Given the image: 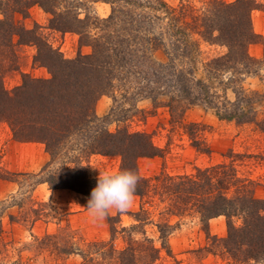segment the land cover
<instances>
[{"label": "trees", "instance_id": "16d2710c", "mask_svg": "<svg viewBox=\"0 0 264 264\" xmlns=\"http://www.w3.org/2000/svg\"><path fill=\"white\" fill-rule=\"evenodd\" d=\"M89 2L109 4L110 16L99 18L86 8ZM34 7L51 16V29L77 34L80 45L90 47L91 53L66 59L39 26L21 24L20 17L29 18ZM258 8V0H203L200 9L189 0L180 7L165 0H0V123L10 127L15 141L43 144L50 156L39 175H16L0 168V180L18 176L29 184L40 176L32 191L47 184L51 191L70 190L89 200L98 179L88 175L89 160L119 157L121 171L140 178L134 196L157 198L166 204V216L199 219L210 242L207 253L226 255L238 264H264V198L256 196V183L234 162L197 168L192 174L162 170L145 177L140 161L163 157L164 151L150 134L133 132L128 125L142 114L137 103L150 100L154 109L167 108L174 126L184 129L193 147L204 154H210L202 139L204 126L184 121L195 106L219 121L253 124L264 133L259 111L264 104V55L255 58L249 51L261 43L252 21ZM202 44L226 51L204 59ZM25 45L36 46L34 63L48 69L49 79L21 72L17 48ZM158 52H163L164 61L156 59ZM11 72L21 73L22 84L8 90L4 81ZM249 79H258L263 90H252ZM105 95L114 105L99 117L96 103ZM122 100L132 102L130 108ZM111 121L118 124L115 132L107 128ZM34 204L17 205L19 215H12L11 223L32 229L48 217L51 205ZM0 207L1 217L5 203ZM149 215L141 207L131 214L137 224L124 227L120 216L107 214L110 239L88 240L65 227L43 237L32 235L25 249L55 262L79 256L78 264H156L163 250L171 254L168 237L174 228L167 221L158 225V247L145 230ZM220 217L227 219L225 238L210 230V222ZM1 225L0 219V233Z\"/></svg>", "mask_w": 264, "mask_h": 264}, {"label": "rangeland", "instance_id": "374dc122", "mask_svg": "<svg viewBox=\"0 0 264 264\" xmlns=\"http://www.w3.org/2000/svg\"><path fill=\"white\" fill-rule=\"evenodd\" d=\"M174 7H180L186 0H165ZM193 6L200 9L203 0H189ZM232 3L235 0H223ZM259 8L252 13V21L255 32L260 35L261 43L251 45L250 54L255 58L264 55V0H258ZM88 10L101 19L108 18L111 14V6L103 2L88 3ZM85 14L82 15L84 17ZM51 16L41 8L34 7L30 10L27 19L20 17L21 24L33 29L40 27V32L51 45L54 46L66 59H74L79 54L91 53V48L81 46L79 36L73 32L61 33L50 28ZM203 58L217 56L225 53L226 49L220 46L202 44ZM21 56V72L38 79H49V71L34 63L37 48L34 45H25L17 48ZM156 59L165 60L163 52L156 53ZM5 86L12 90L22 84V75L19 72H11L5 77ZM248 84L252 90H263V85L258 79H249ZM232 97V94H230ZM122 100L125 108L129 104ZM114 100L109 95L102 96L96 103V113L99 117L108 115L113 108ZM142 114L137 115L128 125L133 132L145 131L153 138L154 143L164 151L163 157L143 159L140 161V173L145 177H152L156 173L166 170L171 174H192L197 168H206L219 163L234 162L241 174L256 183V196L264 198V133L255 125H239L236 122L219 121L211 112L202 107L195 106L189 109L184 117L185 124L192 123L204 126L205 133L202 136L210 148V154L199 152L193 147L190 136L184 129L174 126L167 108L154 109L150 100H142L137 103ZM260 118L263 119L264 104L260 108ZM152 113V114H151ZM262 113V114H261ZM144 117V118H143ZM117 122L111 121L107 128L115 132ZM50 156L45 146L39 143H20L14 140L10 127L6 123H0V168L10 173L39 175ZM121 171V158L119 157H92L87 165V172L91 178L97 179L103 173H115ZM14 181L0 180V205L5 203L6 209L1 214L0 233V264H78L79 256H72L67 261H52L46 259L44 254L36 256L34 250H26L25 245L31 242L33 236L43 237L54 234L61 228L69 227L78 231L88 240L110 239L107 217L103 219L95 217L87 209V198L70 190L51 191L47 184H41L32 191V183L40 180L36 177L28 184L24 178L13 177ZM32 187H31V186ZM33 205L34 203H48L51 205L48 217L38 221L31 229L29 226L11 223L10 217L18 216L17 205ZM35 205V204H34ZM38 206L36 205V208ZM141 207L147 210L149 222L145 223L147 235L154 239L158 247H161L158 225L169 222L174 230L168 237L171 254L161 252L156 264H238L226 257V255H213L207 253L205 248L208 242L202 225L197 218L179 220L165 215L166 204L157 198L153 201L134 196L132 204L125 212H119L115 208L108 214L120 216L124 227L137 224L131 214L138 212ZM1 209V207H0ZM1 212V210H0ZM237 226L241 221H235ZM210 230L213 236L225 238L228 234L227 219L220 217L210 222ZM79 234V235H81ZM122 241L117 243L122 245ZM8 245L6 246V244ZM5 244V245H4ZM244 264H254L248 262Z\"/></svg>", "mask_w": 264, "mask_h": 264}, {"label": "clouds", "instance_id": "9594fccd", "mask_svg": "<svg viewBox=\"0 0 264 264\" xmlns=\"http://www.w3.org/2000/svg\"><path fill=\"white\" fill-rule=\"evenodd\" d=\"M139 179L137 174L129 170L100 173L87 202V209L100 219L106 217L113 208L125 212L132 204Z\"/></svg>", "mask_w": 264, "mask_h": 264}]
</instances>
